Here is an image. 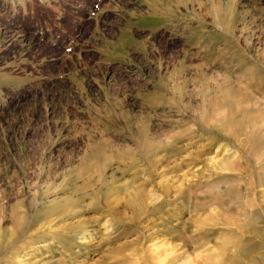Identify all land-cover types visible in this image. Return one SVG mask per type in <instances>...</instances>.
<instances>
[{
	"label": "rangeland",
	"instance_id": "374dc122",
	"mask_svg": "<svg viewBox=\"0 0 264 264\" xmlns=\"http://www.w3.org/2000/svg\"><path fill=\"white\" fill-rule=\"evenodd\" d=\"M0 264H264V0H0Z\"/></svg>",
	"mask_w": 264,
	"mask_h": 264
}]
</instances>
